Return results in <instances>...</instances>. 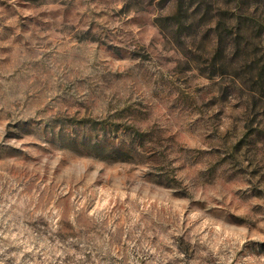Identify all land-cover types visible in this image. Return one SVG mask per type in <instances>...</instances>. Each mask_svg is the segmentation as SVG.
Here are the masks:
<instances>
[{
	"label": "rangeland",
	"instance_id": "rangeland-1",
	"mask_svg": "<svg viewBox=\"0 0 264 264\" xmlns=\"http://www.w3.org/2000/svg\"><path fill=\"white\" fill-rule=\"evenodd\" d=\"M0 264H264V0H0Z\"/></svg>",
	"mask_w": 264,
	"mask_h": 264
}]
</instances>
